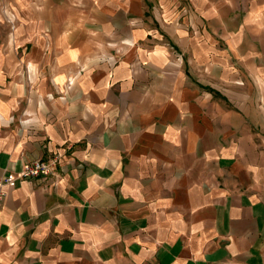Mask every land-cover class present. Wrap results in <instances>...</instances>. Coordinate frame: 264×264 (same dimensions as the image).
Instances as JSON below:
<instances>
[{
	"label": "crops",
	"instance_id": "0c3cea01",
	"mask_svg": "<svg viewBox=\"0 0 264 264\" xmlns=\"http://www.w3.org/2000/svg\"><path fill=\"white\" fill-rule=\"evenodd\" d=\"M0 264H264V0H0Z\"/></svg>",
	"mask_w": 264,
	"mask_h": 264
},
{
	"label": "built area",
	"instance_id": "2783aa9c",
	"mask_svg": "<svg viewBox=\"0 0 264 264\" xmlns=\"http://www.w3.org/2000/svg\"><path fill=\"white\" fill-rule=\"evenodd\" d=\"M55 166V161H33L24 163L21 170L14 176H8L0 180V208L1 201L5 196L3 188H13L17 180H28L44 178L51 174Z\"/></svg>",
	"mask_w": 264,
	"mask_h": 264
}]
</instances>
